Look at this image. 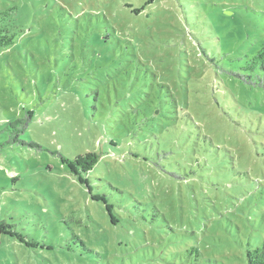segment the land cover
<instances>
[{"label": "rangeland", "instance_id": "1", "mask_svg": "<svg viewBox=\"0 0 264 264\" xmlns=\"http://www.w3.org/2000/svg\"><path fill=\"white\" fill-rule=\"evenodd\" d=\"M1 27L0 220L17 234L0 264H248L264 0H0ZM86 151L102 158L81 181L63 158Z\"/></svg>", "mask_w": 264, "mask_h": 264}, {"label": "trees", "instance_id": "2", "mask_svg": "<svg viewBox=\"0 0 264 264\" xmlns=\"http://www.w3.org/2000/svg\"><path fill=\"white\" fill-rule=\"evenodd\" d=\"M16 34H11L8 28H0V47L7 48L14 44ZM252 71H256L255 81L251 80L250 83L256 84L264 88V76L262 72L264 71V46L258 51V53L253 57L252 63L248 66ZM58 110V109H57ZM59 111H61L59 109ZM32 111L27 113L21 118H17L14 122H10L5 131L11 134V138L8 141L11 142H24L20 137L22 134L26 133L30 123L32 122L33 116H31ZM34 113V112H33ZM102 155L94 151H86L85 153H80L74 158H63L70 169H72L81 181H83V176L91 174L95 167L99 164ZM83 179V180H82ZM17 234L12 224L7 223L5 220H0V239L2 235ZM29 245L35 246L33 244L27 243ZM80 244L84 243L80 241ZM247 263L248 264H264V241L256 248L249 249L247 251Z\"/></svg>", "mask_w": 264, "mask_h": 264}]
</instances>
